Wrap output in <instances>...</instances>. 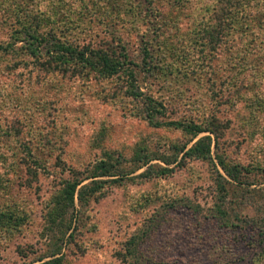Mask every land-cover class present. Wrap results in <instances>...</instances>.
<instances>
[{"label":"trees","instance_id":"16d2710c","mask_svg":"<svg viewBox=\"0 0 264 264\" xmlns=\"http://www.w3.org/2000/svg\"><path fill=\"white\" fill-rule=\"evenodd\" d=\"M24 1L25 13H21V3H16L17 11H11L15 21L10 25L8 39L4 40L0 35V62L12 60L15 69L32 65L41 74H57L64 79L118 80L117 89L125 99L123 103L142 104L135 112L133 108L131 114L146 120L155 129L178 132L175 137L158 143L139 140L129 152L104 149L99 158L87 165L61 166L68 177L59 181L53 179L52 193L44 202L42 236L48 251L39 258V264H66L68 256L62 253L65 243L73 255L87 254L80 233L92 231L90 222L93 216L88 212L90 204L104 198L111 187L138 184V181H154L158 185L155 192L145 191L132 197L145 208L165 194L172 200L168 206L173 210L181 207L195 214L203 212L207 220L216 221L222 228L242 229V224L248 222L242 219L238 202L231 208L228 200L230 188L235 187L254 199L248 188L257 182L253 175L264 176V169L233 164L221 152L233 120L221 113L219 107L223 102L231 106L243 100L248 102L250 94L251 107L264 109V87L259 94L255 90L258 86H250L241 74L244 68L235 70L224 61L223 65L216 66L218 60L213 62V56L216 54L219 58V52H222L232 61L231 64L240 62L236 49L243 45L240 40H245L246 34L254 35L256 29L264 30V0H207L201 17L196 18L194 31L186 35L188 43L185 45H178L179 38L172 39L173 36H168L166 31L174 23L171 14L177 17L176 12L184 11L189 0ZM256 10L261 14H256ZM88 16L91 17L88 21L97 23L90 31L85 30L87 22L84 19ZM126 28L141 37V63L134 62L121 37ZM147 28L149 31H145ZM9 66L11 64L7 68ZM199 69H214L211 101L207 104L204 99L190 98L188 91L179 90L176 96L184 92L189 97L183 107L192 111L193 116L184 117L178 110L175 115L180 114V117L172 118L169 106L176 98L161 94L154 83L156 86L158 83L168 85L171 76L179 84L193 83L199 77ZM144 85L148 86L146 92L142 91ZM251 121L254 123L253 118ZM104 137V132L97 136L93 147L101 148ZM30 147L27 144L23 150L25 156L20 158V165L19 160L13 158V149L0 152V166H5L3 159L9 169L2 173L7 180L0 175V195L4 194V204L0 207L1 245L9 244L21 235L33 214L26 201L6 200L18 168L25 171L27 187H34L42 174L52 178L47 168L34 159ZM196 162L207 163L216 175L217 197L210 214L200 204L188 201L185 196L179 197L176 186L168 184L177 171L185 168L193 177ZM255 225L264 242V219ZM142 239L136 237L128 242L127 253L123 254L126 261L140 263L138 247Z\"/></svg>","mask_w":264,"mask_h":264},{"label":"rangeland","instance_id":"374dc122","mask_svg":"<svg viewBox=\"0 0 264 264\" xmlns=\"http://www.w3.org/2000/svg\"><path fill=\"white\" fill-rule=\"evenodd\" d=\"M206 2L189 0L184 11L176 12L177 17L171 14L174 23L166 32L168 36H173L172 39H181V43L177 39L175 43H188L186 35L194 31L196 18L201 17ZM16 3H21V13H25L24 0H0V35L4 40L8 39L10 25L15 21L11 11L18 10ZM256 14L260 15L261 12L256 10ZM90 19V16L84 19L87 31L97 25L93 24V20L88 21ZM126 30L121 37L134 62L141 63V37ZM145 31H149V28ZM237 39L234 40L235 44ZM244 39L247 41L240 40L242 46H235L239 63L231 64L232 61L222 52H219V58H222L215 54L213 62L218 60L215 64L221 66L224 61L235 70L244 68L241 74L250 82V86H258L255 90L260 94L264 87V30L256 29L254 35L246 34ZM7 63L11 64L8 68ZM13 66L12 60L0 62V152L13 149V158L19 160L20 165V158L25 156L23 150L28 144L34 159L47 168L52 178L42 174L34 187H27L25 171L18 168V175H15L6 200L26 201L33 214L29 226L21 235L9 244H0V264H39V258L48 251L42 236L44 202L52 193L53 179L59 181L68 177L61 166L87 165L99 158L104 149L129 152L139 140L148 139L150 144L153 141L158 143L159 140L175 137L178 132L155 129L146 120L131 114L133 108L135 112L142 104L123 103L125 99L117 89L120 84L118 80L87 82L83 79H64L57 74H41L32 65L18 69ZM213 70L199 69V77L193 83L179 84L173 76L167 80L169 87L154 83L161 94L176 98L174 104L169 106L172 118L180 117L178 113L175 115L178 110L184 117L193 116L192 111L183 107L189 97L184 92L176 96L179 90H186L190 98L200 97L207 104L211 101ZM257 74L263 77H257ZM147 89L148 86L144 85L142 91L146 92ZM250 102L249 94L248 102L239 101L238 105L233 106L223 102L220 105V112L233 120L221 152L233 164L251 168L260 166L263 170L264 109L259 106L252 108ZM102 132L105 133V141L100 143L101 148L96 149L93 147L96 137ZM1 160L5 165L0 166V175L3 176L8 163ZM195 166L193 177L185 168L177 171L168 184L176 186L179 197L185 196L188 201L200 204L210 214L209 210L217 197L216 175L207 163L196 162ZM253 176L257 182H253L248 189L252 190L254 199L235 187L230 188L228 200L231 208L238 202L237 205L241 206L238 211L242 219L248 222L242 224V229L222 228L216 221L207 220L203 212L195 214L181 207L173 210L168 206L172 200L165 194L146 208L136 199L133 201L132 197L139 193L155 192L158 185L154 181L111 187L104 198L93 201L88 208L93 216L90 222L93 228L91 232L80 233L87 254L73 255L65 243L62 253L68 256L66 264H134L132 260L126 261L123 254L127 253L128 242L136 237L143 238L138 247L139 264H264V242L255 225L264 219V176ZM3 177L7 180V176ZM2 204L4 194L0 195V207ZM79 209L77 206L76 210Z\"/></svg>","mask_w":264,"mask_h":264}]
</instances>
